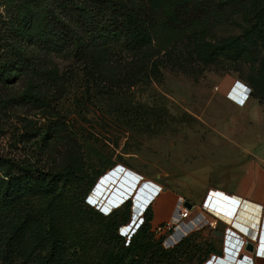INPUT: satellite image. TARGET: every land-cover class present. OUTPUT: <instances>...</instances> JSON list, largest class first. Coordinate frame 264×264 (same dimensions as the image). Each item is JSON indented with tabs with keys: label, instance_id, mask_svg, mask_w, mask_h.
<instances>
[{
	"label": "rangeland",
	"instance_id": "rangeland-1",
	"mask_svg": "<svg viewBox=\"0 0 264 264\" xmlns=\"http://www.w3.org/2000/svg\"><path fill=\"white\" fill-rule=\"evenodd\" d=\"M174 1L192 12L175 7L150 25L135 52L103 51L95 41L78 50L35 45L16 75L3 71L0 55V205L9 160L24 254L44 249L36 197L44 203L55 193L67 205L69 184L86 173L94 178L85 200L101 212H121L129 198L134 213L147 184L156 186L145 213L144 207L117 228L127 238L147 218L145 247L161 251L163 260H149L145 250L137 264H223L216 258H225L229 225L204 204L212 195L233 194L236 171L250 173L235 159L245 128L264 133V36L254 0ZM257 18L264 30V0ZM39 22L31 33L39 32ZM224 79L239 83L234 95L222 93ZM65 165L72 173L52 182ZM247 240L258 244L255 232ZM245 245L241 251L255 264L258 256Z\"/></svg>",
	"mask_w": 264,
	"mask_h": 264
},
{
	"label": "trees",
	"instance_id": "trees-1",
	"mask_svg": "<svg viewBox=\"0 0 264 264\" xmlns=\"http://www.w3.org/2000/svg\"><path fill=\"white\" fill-rule=\"evenodd\" d=\"M258 1L254 0L253 10L264 36L257 18ZM175 7H181L180 14L186 13V16L192 12L189 5L185 9V5H178L174 0H0L3 71L18 74L35 45L44 50L71 46L78 50L95 41L103 51L121 47L135 52L148 40L150 25L158 19H167ZM37 19L40 20L39 32L33 34L30 29ZM93 23L97 26L93 27ZM5 163V189L0 205V264H137L149 250L145 247L150 239L147 218L144 221L142 217L127 238L118 233V226L129 219L130 199L123 201L121 212L99 211L85 200L94 178L85 173L75 176L69 184L71 202L67 205L57 201L55 193L47 195L44 203L42 198L36 197L35 214L39 218L38 232L44 249L36 255L24 254L18 243L19 229L15 222L17 179L8 169L12 162L6 160ZM71 173L72 168L65 165L52 173L51 180L57 183ZM146 208H143L144 213ZM3 220L5 222L1 223ZM136 249L141 250L124 260L128 252ZM149 251V260L158 263L163 260L161 251Z\"/></svg>",
	"mask_w": 264,
	"mask_h": 264
},
{
	"label": "crops",
	"instance_id": "crops-1",
	"mask_svg": "<svg viewBox=\"0 0 264 264\" xmlns=\"http://www.w3.org/2000/svg\"><path fill=\"white\" fill-rule=\"evenodd\" d=\"M226 81L227 80L225 79L223 80V87H227L229 85L230 82ZM238 87L239 83L234 82L228 96L234 95ZM246 91L247 94L250 96L247 88ZM250 98L252 97L250 96ZM257 105L260 106V104L258 103ZM262 118L264 119V114ZM245 130L246 136L241 139L240 143L238 142L240 152L235 160H237L236 164H238L239 166L243 165L245 167L250 168V173H248V171H246V173H241L239 170L236 171L235 174L238 175V177L236 178L237 185L235 186V188H233V190H229L231 193H233L232 195L238 197L239 199L237 203L232 206L235 209L232 213V217L229 218V222L226 221L229 227L227 233L224 236V249L222 251V254H224L225 258H221L220 256L217 258L220 261H224L223 264H245L243 262V259H241L240 257L241 255H244L241 251V246H238V244L235 245L233 243V239L237 241L238 239L228 236L229 230L231 233H245L246 237L250 239L252 238L255 232L256 236L258 237V244L252 243V250L248 251H254L255 254L258 256L254 258L255 264H264V236H260L258 234L262 217H264V133H254V130L250 127H247V129L245 128ZM138 186L136 187L133 193L134 195L132 194L134 197L136 196V191L139 189ZM156 189V186L147 184L146 189L144 191V200H146L147 197L149 199V197L156 192ZM217 199L218 198L216 196L212 195L211 198L206 199V202L209 203V205L217 207L214 202V200ZM145 205L146 203L143 204L142 208L139 210H137L136 208V212L133 213L132 204L130 216L136 219L138 215L141 214V211L143 210ZM214 211L215 213L219 214L222 219H228L226 212L223 211L224 213H222L218 212V210ZM237 211L239 212L237 213ZM205 215L208 214L205 213ZM234 215H236L238 219L234 218ZM260 253H262V257L260 256ZM228 258L232 259L230 260ZM216 264H219V262H217ZM249 264L254 263L251 260V263L249 262Z\"/></svg>",
	"mask_w": 264,
	"mask_h": 264
},
{
	"label": "water",
	"instance_id": "water-1",
	"mask_svg": "<svg viewBox=\"0 0 264 264\" xmlns=\"http://www.w3.org/2000/svg\"><path fill=\"white\" fill-rule=\"evenodd\" d=\"M215 196L217 198H219L220 200H224L226 202V203H224V202L222 203V202H219L218 200H214L215 204L216 205H219L223 210L221 208L219 209L218 207L209 205V203H207V202L204 204V206L207 207V208H211L213 210H218V212H222V213L226 212V215H227L228 219L225 220V221L229 222V218L232 217V213L235 210L234 207H232V206H234L237 203V201H238L239 198L236 197V196H234V195H231L230 197H223V196H220V195H215ZM147 199H148V197H147ZM147 199L141 201L142 204L139 205L138 210L142 208V205L146 203ZM182 204L185 205L188 208L191 206V203L188 200H183L182 201ZM238 212L239 211H237V213ZM233 217L236 218V219H238L236 215H234ZM260 229H261V231H260ZM260 229L258 230V232L260 233V236H264V225L260 226ZM245 248L248 249V250H251L252 249V243L251 242H248L245 245ZM213 257L214 256H212L210 258V260H212ZM203 264H209L208 263V259L205 260L203 262Z\"/></svg>",
	"mask_w": 264,
	"mask_h": 264
},
{
	"label": "built area",
	"instance_id": "built-area-1",
	"mask_svg": "<svg viewBox=\"0 0 264 264\" xmlns=\"http://www.w3.org/2000/svg\"><path fill=\"white\" fill-rule=\"evenodd\" d=\"M234 82H235V80H232L230 83H229V85L227 86V87H223V89L221 88V91H223L222 93L226 96V95H228L229 94V92H230V90H231V88H232V85L234 84ZM217 87H218V85H216L215 86V88L217 89ZM185 206V205H184ZM186 207V206H185ZM188 208V207H187ZM185 209V208H184ZM264 217H262V220H261V223H260V226H262V225H264ZM260 229V228H259ZM227 231H228V227H226V229H225V234L227 233ZM260 231H261V229H260ZM225 234H224V236H225ZM258 234L260 235V233L258 232ZM228 236H231V237H234V238H236V239H238V241L237 240H235V239H233V243L235 244V245H237L238 244V246H242V245H245L246 243H247V237H246V235H245V233H237V232H233V233H231L230 232V230H229V235ZM231 240V239H230ZM231 248H233V247H231ZM245 256V259L246 260H248L250 263H251V258L249 257V256H247V255H244Z\"/></svg>",
	"mask_w": 264,
	"mask_h": 264
},
{
	"label": "bare ground",
	"instance_id": "bare-ground-1",
	"mask_svg": "<svg viewBox=\"0 0 264 264\" xmlns=\"http://www.w3.org/2000/svg\"><path fill=\"white\" fill-rule=\"evenodd\" d=\"M244 255H241L240 257H241V259H243V262L245 263V264H249V261L248 260H246L244 257H243ZM218 258V257H217ZM216 258V259H217ZM228 259H232V258H228ZM223 263H224V261H222Z\"/></svg>",
	"mask_w": 264,
	"mask_h": 264
}]
</instances>
